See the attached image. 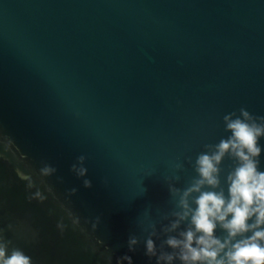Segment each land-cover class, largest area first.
Here are the masks:
<instances>
[{
    "label": "water",
    "instance_id": "obj_1",
    "mask_svg": "<svg viewBox=\"0 0 264 264\" xmlns=\"http://www.w3.org/2000/svg\"><path fill=\"white\" fill-rule=\"evenodd\" d=\"M241 107L264 116V0H0V227L33 264H156L166 178Z\"/></svg>",
    "mask_w": 264,
    "mask_h": 264
},
{
    "label": "clouds",
    "instance_id": "obj_2",
    "mask_svg": "<svg viewBox=\"0 0 264 264\" xmlns=\"http://www.w3.org/2000/svg\"><path fill=\"white\" fill-rule=\"evenodd\" d=\"M224 130L229 132L216 144L204 145L193 165L196 175L183 188L175 186L181 177L174 174L167 177L168 192L175 200V207L160 215L159 221H152L144 229L145 255L156 257V264H264V171L260 170L264 138V116H255L241 107L239 114L231 112L223 116ZM225 159L233 161L223 178L227 195L222 186L221 176L225 172ZM86 157H77L70 171L83 178V186L90 188L91 180L85 178L88 168ZM188 163H191L189 158ZM177 173L184 170V163H178ZM57 172V168L45 164L39 171L42 177ZM76 188L69 190L75 195ZM34 196L43 199L37 191ZM167 221V223H163ZM97 217L93 229L97 227ZM160 230L157 231V224ZM0 227V264H33L32 257L12 245L6 232L11 229ZM220 230L223 235H216ZM163 235L159 248L153 239ZM140 242L137 236H130L129 251H135ZM171 249V251L166 250ZM132 264L128 255L117 260V264Z\"/></svg>",
    "mask_w": 264,
    "mask_h": 264
}]
</instances>
